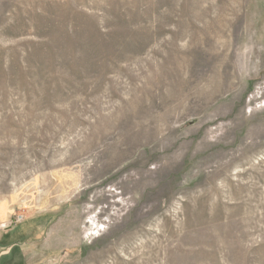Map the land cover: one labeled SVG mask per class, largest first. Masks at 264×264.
<instances>
[{
  "label": "rangeland",
  "instance_id": "374dc122",
  "mask_svg": "<svg viewBox=\"0 0 264 264\" xmlns=\"http://www.w3.org/2000/svg\"><path fill=\"white\" fill-rule=\"evenodd\" d=\"M0 264H264V0H0Z\"/></svg>",
  "mask_w": 264,
  "mask_h": 264
}]
</instances>
